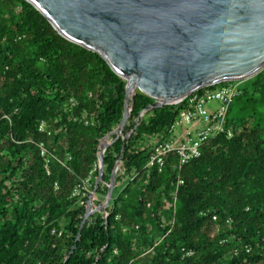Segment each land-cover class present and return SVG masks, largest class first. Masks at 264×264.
I'll use <instances>...</instances> for the list:
<instances>
[{
	"label": "trees",
	"instance_id": "16d2710c",
	"mask_svg": "<svg viewBox=\"0 0 264 264\" xmlns=\"http://www.w3.org/2000/svg\"><path fill=\"white\" fill-rule=\"evenodd\" d=\"M125 87L32 4L0 0V264H264V68L238 80L199 157L169 154L160 171L145 165L183 102L149 110ZM89 172L90 191L73 195Z\"/></svg>",
	"mask_w": 264,
	"mask_h": 264
},
{
	"label": "water",
	"instance_id": "95a60500",
	"mask_svg": "<svg viewBox=\"0 0 264 264\" xmlns=\"http://www.w3.org/2000/svg\"><path fill=\"white\" fill-rule=\"evenodd\" d=\"M26 1L60 35L100 54L126 80V97L132 99L137 90L151 97L149 110L177 104L212 84L249 78L264 68V0ZM126 119L127 102L118 135ZM106 146L98 155L94 189ZM117 168L116 164L105 201L96 210L110 201ZM93 192L79 228L92 212Z\"/></svg>",
	"mask_w": 264,
	"mask_h": 264
},
{
	"label": "built area",
	"instance_id": "2783aa9c",
	"mask_svg": "<svg viewBox=\"0 0 264 264\" xmlns=\"http://www.w3.org/2000/svg\"><path fill=\"white\" fill-rule=\"evenodd\" d=\"M237 86L238 80L223 81L195 90L182 98L178 103L183 102V108L171 124L168 137L153 146L145 166L149 168L155 165L160 171L169 154L176 157L179 165L199 157L202 145L225 131L227 111L237 93ZM70 101L72 105L75 103L73 100ZM211 102H216L217 105L207 109L205 105ZM38 129L45 131L44 121L39 123ZM230 133L229 130L228 134ZM38 147L40 155L45 156V168L48 171L47 149L43 143H40ZM94 168H96L95 165ZM91 178L92 172H89L81 184L74 189L73 195L85 196L90 191ZM190 253V251L186 252V254Z\"/></svg>",
	"mask_w": 264,
	"mask_h": 264
},
{
	"label": "rangeland",
	"instance_id": "374dc122",
	"mask_svg": "<svg viewBox=\"0 0 264 264\" xmlns=\"http://www.w3.org/2000/svg\"><path fill=\"white\" fill-rule=\"evenodd\" d=\"M216 105H217L216 102H211V103L206 104L205 107H206L207 109H209V108L214 107V106H216Z\"/></svg>",
	"mask_w": 264,
	"mask_h": 264
}]
</instances>
